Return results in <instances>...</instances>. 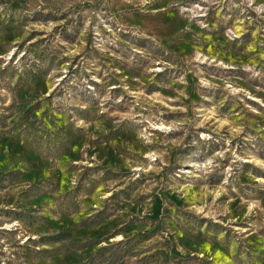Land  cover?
I'll use <instances>...</instances> for the list:
<instances>
[{
  "label": "rangeland",
  "instance_id": "rangeland-1",
  "mask_svg": "<svg viewBox=\"0 0 264 264\" xmlns=\"http://www.w3.org/2000/svg\"><path fill=\"white\" fill-rule=\"evenodd\" d=\"M0 264H264V0H0Z\"/></svg>",
  "mask_w": 264,
  "mask_h": 264
}]
</instances>
